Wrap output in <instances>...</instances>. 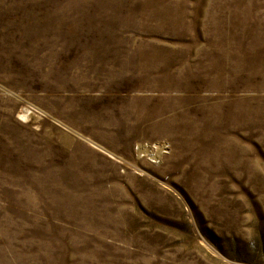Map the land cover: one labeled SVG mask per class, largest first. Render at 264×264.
Returning a JSON list of instances; mask_svg holds the SVG:
<instances>
[{"label":"rangeland","instance_id":"obj_1","mask_svg":"<svg viewBox=\"0 0 264 264\" xmlns=\"http://www.w3.org/2000/svg\"><path fill=\"white\" fill-rule=\"evenodd\" d=\"M0 264H264V0H0Z\"/></svg>","mask_w":264,"mask_h":264},{"label":"bare ground","instance_id":"obj_2","mask_svg":"<svg viewBox=\"0 0 264 264\" xmlns=\"http://www.w3.org/2000/svg\"><path fill=\"white\" fill-rule=\"evenodd\" d=\"M248 70V69H247ZM179 113V112H178ZM162 127V126H161ZM89 207H90V205H89Z\"/></svg>","mask_w":264,"mask_h":264}]
</instances>
